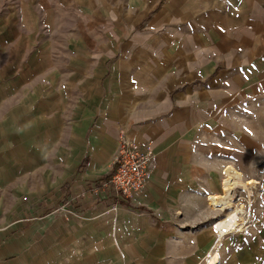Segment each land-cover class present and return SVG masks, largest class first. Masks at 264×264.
Segmentation results:
<instances>
[{"label":"crops","instance_id":"1","mask_svg":"<svg viewBox=\"0 0 264 264\" xmlns=\"http://www.w3.org/2000/svg\"><path fill=\"white\" fill-rule=\"evenodd\" d=\"M59 3L64 21L87 23L61 29L71 122L47 119L39 104L34 143L13 145L30 130L9 118L0 128V264H195L206 217L230 208L224 169L264 161L253 131L264 108V0ZM54 94L53 114L63 103ZM120 132L153 155L145 186L128 201L94 197ZM21 195L37 202L15 203ZM67 205L76 217L60 212Z\"/></svg>","mask_w":264,"mask_h":264},{"label":"rangeland","instance_id":"2","mask_svg":"<svg viewBox=\"0 0 264 264\" xmlns=\"http://www.w3.org/2000/svg\"><path fill=\"white\" fill-rule=\"evenodd\" d=\"M62 14L68 16L59 0H0V128L5 127L9 118L8 122L14 126H25L30 130L27 137L16 132L18 137L11 140L15 146L21 145L22 138H30L31 144L38 138L39 104L47 106V119L57 118L59 124L63 125L71 122L70 68L68 62L62 60L68 51L63 52L59 45L66 42L69 35L64 34L61 29L74 25L79 28L87 23L80 18L77 24L69 19L64 21ZM49 42L57 43V49ZM28 61L30 65L27 64ZM72 80L75 81L73 77ZM54 92H61L63 96L62 107L57 102L55 115L52 108L50 109L55 102ZM73 92L75 93V89ZM12 110L14 115L6 114ZM47 119L46 125L51 124ZM253 119L254 133L263 134L264 138V108L261 105L254 109ZM2 134L5 135V132L2 131ZM11 135L12 133L7 134L8 137ZM239 150L242 152L243 149L239 147ZM258 158L255 157L253 164L244 160L233 164L241 174L243 184L234 185L231 189L230 208L217 210L215 215L206 217L204 229L201 230L207 233V252L195 264H207L212 253L218 256L215 264H264V161H259ZM52 165L51 163V167ZM16 168L18 167L14 170L20 176V169L16 171ZM36 171V168L33 169L30 175L34 176ZM247 173L251 176L250 179L246 178ZM248 180H254L253 185L246 183ZM16 186L21 185L17 183ZM32 201L37 202L29 200L25 195L15 198V203L32 205ZM66 201L68 200L64 199V203ZM209 207L214 208L206 206L207 211ZM233 208L240 213L237 214L238 227L235 231L219 237L212 229V224L219 219L224 220L223 217ZM48 212L49 210L46 211ZM60 212L67 217L77 216L76 212L71 215L68 205L62 207ZM174 262L164 260L158 263L181 264L180 260ZM188 262L189 260L187 264Z\"/></svg>","mask_w":264,"mask_h":264},{"label":"built area","instance_id":"3","mask_svg":"<svg viewBox=\"0 0 264 264\" xmlns=\"http://www.w3.org/2000/svg\"><path fill=\"white\" fill-rule=\"evenodd\" d=\"M152 159L153 155L147 146L133 144L120 132L108 178L93 185L92 194L98 197L100 193H104L116 200H130L143 190ZM71 215L74 213L71 212Z\"/></svg>","mask_w":264,"mask_h":264},{"label":"bare ground","instance_id":"4","mask_svg":"<svg viewBox=\"0 0 264 264\" xmlns=\"http://www.w3.org/2000/svg\"><path fill=\"white\" fill-rule=\"evenodd\" d=\"M224 174H225V179L223 180V186H224V192L225 194H229L231 189L233 188L234 185H240L243 184L241 182V175L238 174L233 168H231L230 166H227L224 169ZM254 181H249L248 184L253 185ZM256 184V183H255ZM245 185V184H244ZM216 197V196H215ZM225 197V196H224ZM228 197V196H227ZM230 197V196H229ZM211 200H213L214 202L218 201V200H224V198H211ZM221 201V202H222ZM230 201V200H229ZM227 202L230 204V202ZM220 202V203H221ZM215 204V203H214ZM225 205V204H224ZM221 206V204H220ZM239 210L236 209L232 212H230L228 215H226V217L223 219H221L220 221L218 220L217 224L214 225V228L220 233V234H224V233H228L230 231H235L238 227L237 224V220H238V214ZM240 214V213H239ZM240 230V229H239ZM212 259V258H211ZM211 261V260H210ZM213 262V261H212ZM212 262H209V264H213Z\"/></svg>","mask_w":264,"mask_h":264}]
</instances>
